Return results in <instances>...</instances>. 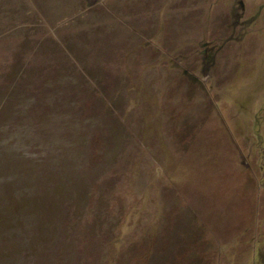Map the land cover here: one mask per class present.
Masks as SVG:
<instances>
[{"label": "rangeland", "instance_id": "obj_1", "mask_svg": "<svg viewBox=\"0 0 264 264\" xmlns=\"http://www.w3.org/2000/svg\"><path fill=\"white\" fill-rule=\"evenodd\" d=\"M0 264H264V0H0Z\"/></svg>", "mask_w": 264, "mask_h": 264}]
</instances>
